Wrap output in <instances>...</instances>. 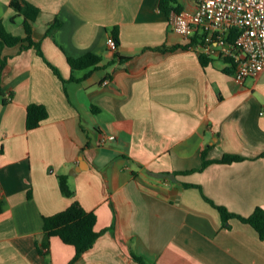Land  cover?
I'll return each mask as SVG.
<instances>
[{
    "label": "crops",
    "instance_id": "obj_1",
    "mask_svg": "<svg viewBox=\"0 0 264 264\" xmlns=\"http://www.w3.org/2000/svg\"><path fill=\"white\" fill-rule=\"evenodd\" d=\"M11 1L0 0V20L24 36ZM22 1L40 9L32 38L66 82L34 47L3 49L0 264H141L132 254L148 264H264V238L218 208L264 210V73L239 84L220 53L204 66L197 49L170 51L190 39L169 14L195 9L193 0ZM88 53L99 67L72 72L68 56ZM31 104L48 117L29 130ZM228 155L240 160L218 162ZM61 175L74 195L61 191ZM74 202L100 233L76 261L73 245L44 230L45 217Z\"/></svg>",
    "mask_w": 264,
    "mask_h": 264
},
{
    "label": "trees",
    "instance_id": "obj_2",
    "mask_svg": "<svg viewBox=\"0 0 264 264\" xmlns=\"http://www.w3.org/2000/svg\"><path fill=\"white\" fill-rule=\"evenodd\" d=\"M168 0L162 1L161 7L167 8ZM11 8L18 14L24 17L23 27L25 31L24 36H16L13 33L9 32L2 20H0V104H6L10 100V96L7 97L4 89L1 85V78L4 68L7 65L6 58L2 57V51L4 48L15 47L20 45L21 49H28L34 47L38 54L46 61V63L53 69L56 75L65 83L66 81L62 78L59 70L48 62L41 49V45L32 38L33 33V24L37 20L41 11L36 6L32 5L29 2L22 0H12L10 3ZM168 10V9H167ZM61 21L56 19L51 23L49 34L53 30L59 28ZM197 43L196 39L193 38L187 46H175L170 49L174 51L178 48H190L193 44ZM200 53V61L202 65L206 66L210 62H213V58L209 55H206L202 52ZM121 60V58H120ZM231 61V60H227ZM102 58L96 54L88 53L80 58H72L68 56V63L72 69V72L75 70H83L90 67L98 68ZM232 64V62H230ZM226 73L231 74L235 71L234 64H232L228 69L224 70ZM234 73V72H233ZM70 80H75L72 76ZM48 117V112L45 106L39 104H31L27 109V119L26 125L29 130L37 128L40 126L41 122ZM240 160V157L237 156H225L222 160L218 162L229 163L233 161ZM210 162L204 160L203 168L206 167ZM187 173V172H186ZM177 174V173H176ZM61 191L66 196L74 195V191L69 186V180L67 175H61L59 177ZM222 213L224 220L235 217L241 221L252 225L264 238V210L257 208L256 211L250 217H242L240 215L230 213L224 207H218ZM2 211L0 203V213ZM96 225V215L92 212H87L79 202H74L66 210L59 212L53 216L45 217L44 219V230L48 236H59L62 241L67 244L73 245L76 248V255L73 261H76L83 253L88 251L93 247L96 240L100 236V233L95 230ZM133 258L140 262L141 264H148L144 261L143 258L136 254H132Z\"/></svg>",
    "mask_w": 264,
    "mask_h": 264
},
{
    "label": "built area",
    "instance_id": "obj_3",
    "mask_svg": "<svg viewBox=\"0 0 264 264\" xmlns=\"http://www.w3.org/2000/svg\"><path fill=\"white\" fill-rule=\"evenodd\" d=\"M193 1V10L170 12L171 28L190 41L195 38L192 48L199 52L209 56L220 53L231 60L239 84L264 73V0ZM107 44L111 52L118 50L114 36L108 37ZM109 82L106 79L104 84ZM260 115L264 116V109Z\"/></svg>",
    "mask_w": 264,
    "mask_h": 264
}]
</instances>
